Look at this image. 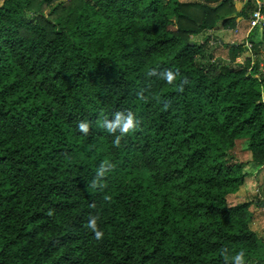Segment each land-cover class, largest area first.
<instances>
[{"label":"trees","instance_id":"trees-1","mask_svg":"<svg viewBox=\"0 0 264 264\" xmlns=\"http://www.w3.org/2000/svg\"><path fill=\"white\" fill-rule=\"evenodd\" d=\"M253 7L0 0V264H225L222 249L264 264L250 202H228L246 168L264 165V30L241 63L242 43L225 44V59L209 44ZM153 68L189 83L180 92L146 77ZM116 111L140 122L120 147L96 124ZM236 140L249 159L233 155ZM105 160L106 187L90 189Z\"/></svg>","mask_w":264,"mask_h":264},{"label":"clouds","instance_id":"clouds-1","mask_svg":"<svg viewBox=\"0 0 264 264\" xmlns=\"http://www.w3.org/2000/svg\"><path fill=\"white\" fill-rule=\"evenodd\" d=\"M158 76L165 80L169 85H175L177 90L182 92L184 90V85L188 84L189 81L186 77L180 79V82L177 83L179 77V70L173 71L172 69H165L162 72H157L155 68L149 69L146 72V77ZM143 91L139 93L141 98L143 97ZM158 103H162L160 97H155ZM169 105L164 104L165 109ZM97 127L103 129L107 133L111 134L113 139V146L120 147L121 140L123 137L127 136L129 133L135 132L139 126L140 122L132 111H116L112 114L111 118L104 117L103 119H98L96 121ZM77 128L79 132L84 135H88L92 130V123L89 120H80L77 122ZM114 165L110 161H103L99 167L96 169L95 176L88 183L87 187L93 190L103 191L106 187L104 178L106 175L113 169ZM105 201H110L111 197L108 195L104 196ZM91 208H95V204L90 205ZM54 214V210H49L48 215L51 216ZM99 216L96 214H89L87 222L84 225L92 234H94V239L99 241L104 238V232L99 228L98 225ZM221 255L225 259V264H246L245 252L240 250L236 252L235 255L231 257L228 255L227 249H222Z\"/></svg>","mask_w":264,"mask_h":264},{"label":"rangeland","instance_id":"rangeland-1","mask_svg":"<svg viewBox=\"0 0 264 264\" xmlns=\"http://www.w3.org/2000/svg\"><path fill=\"white\" fill-rule=\"evenodd\" d=\"M244 22L246 23V26H249V21L244 20ZM245 28L241 29L240 26L234 25L232 29L227 28L224 30L225 32L222 31L218 38L216 36L218 35L216 34V30L219 28L209 31V33L214 36L209 42V44H212L213 46L212 50H214V56L217 59H225L228 53V47L225 44H220L219 40L221 38L225 39L226 42L224 43H230L233 40L239 42L243 38ZM262 29L264 30V27ZM201 36L202 35H195L190 38L192 40L201 39ZM216 39H218L217 42ZM250 39H253V41L257 39V31L250 34ZM248 53L249 52H247L245 48L242 50L240 55L242 61ZM258 70H261L260 66ZM232 153L236 159L240 161L247 160L250 157V153L245 150L243 140H236ZM246 171L248 172V176H246L244 183L239 187L235 194L228 196V202L236 203L238 201H249L250 205L248 209L252 214L251 227L264 236V208H262L261 202L264 197V165L254 168L247 167Z\"/></svg>","mask_w":264,"mask_h":264},{"label":"built area","instance_id":"built-area-1","mask_svg":"<svg viewBox=\"0 0 264 264\" xmlns=\"http://www.w3.org/2000/svg\"><path fill=\"white\" fill-rule=\"evenodd\" d=\"M252 1L254 3V7L250 15L248 16V19L250 21V26L248 29L250 30L254 27L257 29H262L264 27V14L261 11V7H262L264 0H252ZM249 30L247 31L249 32ZM248 32L246 33L242 44L245 47V49L249 52L248 55L250 56V59L252 60V56H251L252 43L249 40L250 37L248 36ZM250 63H252V61ZM261 202H262V208H264V197L262 198Z\"/></svg>","mask_w":264,"mask_h":264},{"label":"crops","instance_id":"crops-1","mask_svg":"<svg viewBox=\"0 0 264 264\" xmlns=\"http://www.w3.org/2000/svg\"><path fill=\"white\" fill-rule=\"evenodd\" d=\"M252 1V0H251ZM252 3H253V1H252ZM253 5V4H252ZM263 14H264V12H263ZM244 20H247V21H249V19H248V17L246 18H242V17H238V19L236 20V23H235V25L236 26H240L241 27V29H244L245 27V31H244V34H243V38L241 39V41H239V42H235L234 40L232 41V40H229V41H232V42H230V43H224V42H226L225 41V39H220L219 41H220V44H232V43H242L243 42V40H244V38H245V35H246V33L248 32L247 30H249L248 28H249V26H250V21H249V26H246V23L244 22ZM225 29H227V28H223V29H214V30H216V34H218V35H216L217 36V38H218V36H219V34H221V32L223 31V32H225L224 30ZM232 29V28H231ZM262 29H257V28H252V29H250L249 30V32H248V36L250 37V34L251 33H254V32H256L257 31V37H258V35H259V32L261 31ZM219 31V32H218ZM215 32V31H214ZM253 40V39H252ZM242 47H243V49L245 48L244 46H243V44H242ZM248 52V51H247ZM242 53V52H241ZM241 55V54H240ZM240 55L238 56V57H236L235 58V61L237 60V62H239V63H241L242 62V60H241V58H240ZM249 55H246V57H248ZM246 57H244V59L246 58ZM243 59V60H244ZM234 149V148H233ZM233 151V150H232Z\"/></svg>","mask_w":264,"mask_h":264},{"label":"water","instance_id":"water-1","mask_svg":"<svg viewBox=\"0 0 264 264\" xmlns=\"http://www.w3.org/2000/svg\"><path fill=\"white\" fill-rule=\"evenodd\" d=\"M220 42V41H219Z\"/></svg>","mask_w":264,"mask_h":264}]
</instances>
